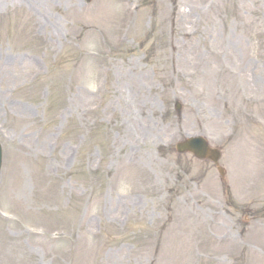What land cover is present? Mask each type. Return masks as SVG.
Masks as SVG:
<instances>
[{"label":"rangeland","instance_id":"rangeland-1","mask_svg":"<svg viewBox=\"0 0 264 264\" xmlns=\"http://www.w3.org/2000/svg\"><path fill=\"white\" fill-rule=\"evenodd\" d=\"M0 143V264H264V0H0Z\"/></svg>","mask_w":264,"mask_h":264},{"label":"water","instance_id":"water-1","mask_svg":"<svg viewBox=\"0 0 264 264\" xmlns=\"http://www.w3.org/2000/svg\"><path fill=\"white\" fill-rule=\"evenodd\" d=\"M179 151L190 150L197 156H204L206 145L201 138L188 139L177 145Z\"/></svg>","mask_w":264,"mask_h":264},{"label":"bare ground","instance_id":"bare-ground-1","mask_svg":"<svg viewBox=\"0 0 264 264\" xmlns=\"http://www.w3.org/2000/svg\"><path fill=\"white\" fill-rule=\"evenodd\" d=\"M258 81V80H257ZM256 80H254V79H252L251 80V84H252V86H254L255 85V83L257 82Z\"/></svg>","mask_w":264,"mask_h":264}]
</instances>
